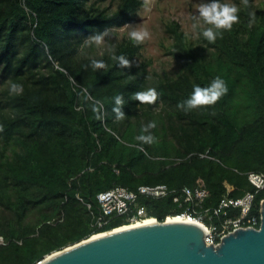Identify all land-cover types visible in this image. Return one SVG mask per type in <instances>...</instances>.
Returning <instances> with one entry per match:
<instances>
[{
    "label": "trees",
    "instance_id": "obj_1",
    "mask_svg": "<svg viewBox=\"0 0 264 264\" xmlns=\"http://www.w3.org/2000/svg\"><path fill=\"white\" fill-rule=\"evenodd\" d=\"M232 1L240 11L231 29L207 24L191 40L168 24L179 72L153 78L139 59L143 42L130 36L98 51L92 39L134 21L142 0H0V264H37L128 224L115 215L102 229L94 223L97 194L117 186L168 185L174 194L137 201L159 221L191 206L174 196L199 180L205 208L254 192L259 213L264 190L248 174H264V15L252 0ZM217 79L227 93L190 107L195 88ZM149 89L154 101L134 98Z\"/></svg>",
    "mask_w": 264,
    "mask_h": 264
},
{
    "label": "water",
    "instance_id": "obj_2",
    "mask_svg": "<svg viewBox=\"0 0 264 264\" xmlns=\"http://www.w3.org/2000/svg\"><path fill=\"white\" fill-rule=\"evenodd\" d=\"M260 214L258 229H239L217 246L197 223L155 220L94 234L37 264H264V200Z\"/></svg>",
    "mask_w": 264,
    "mask_h": 264
},
{
    "label": "built area",
    "instance_id": "obj_3",
    "mask_svg": "<svg viewBox=\"0 0 264 264\" xmlns=\"http://www.w3.org/2000/svg\"><path fill=\"white\" fill-rule=\"evenodd\" d=\"M205 158L215 159L209 152L199 154ZM117 171V170H116ZM118 172V171H117ZM249 181L256 187V192L264 190V174L249 173ZM166 184L141 185L136 190H129L122 186H117L97 194V201L100 208L99 215L96 216L95 226L104 228L109 222L111 216H127L126 225H139L145 223L148 219L157 220L155 217H149L144 207L138 206V198L145 196L147 198L160 199L174 194ZM210 192L202 180L195 189L184 187L180 193L174 196V201L191 203L182 213L170 218L181 219L201 225L206 231V242L215 246L219 245L221 240L239 229L255 228L258 229L261 224V208L259 213L255 210V193L246 192L243 196L235 198L225 196L218 206L214 208H205L204 203L209 197ZM89 210H92V203L86 202L82 197H78ZM182 199L184 201H182ZM263 201V200H262ZM4 237L0 235V245L6 244Z\"/></svg>",
    "mask_w": 264,
    "mask_h": 264
},
{
    "label": "rangeland",
    "instance_id": "obj_4",
    "mask_svg": "<svg viewBox=\"0 0 264 264\" xmlns=\"http://www.w3.org/2000/svg\"><path fill=\"white\" fill-rule=\"evenodd\" d=\"M102 5L116 6L117 0H99ZM213 0H142L136 18L129 24L111 30L104 38L95 42L97 50L106 48L110 41L115 42L130 37L135 30L147 31L149 35L143 41L139 59L146 60L153 78L158 75L176 76L179 64L170 54L172 38L167 32V25L177 22L191 40H196L197 27L207 24L199 16L198 8L210 4ZM220 4L238 7L232 0H216ZM253 12L264 15V0H252Z\"/></svg>",
    "mask_w": 264,
    "mask_h": 264
},
{
    "label": "clouds",
    "instance_id": "obj_5",
    "mask_svg": "<svg viewBox=\"0 0 264 264\" xmlns=\"http://www.w3.org/2000/svg\"><path fill=\"white\" fill-rule=\"evenodd\" d=\"M244 5L248 4V0H242ZM239 11L236 6L230 4H220L213 0L210 4H202L198 8L199 16L204 20L206 24L213 25L216 29H231L234 24L239 21ZM131 38L136 42H143L145 37L149 35L147 31L135 30L130 33ZM203 35L209 40L215 39L212 28H208L203 32ZM92 39L99 41L101 37L99 35L92 37ZM123 64H127V61L120 58ZM96 68H102L104 65L100 62L94 61ZM10 91L13 94L19 95L23 92V86L21 84L13 82L10 85ZM228 89L224 82L217 79L210 88L201 89L195 88L191 99L188 101L190 107H200L214 105L223 95L227 93ZM141 103L152 102L156 98V92L154 89H149L146 92L137 93L134 97ZM119 103V98H117Z\"/></svg>",
    "mask_w": 264,
    "mask_h": 264
},
{
    "label": "bare ground",
    "instance_id": "obj_6",
    "mask_svg": "<svg viewBox=\"0 0 264 264\" xmlns=\"http://www.w3.org/2000/svg\"><path fill=\"white\" fill-rule=\"evenodd\" d=\"M178 219H179V218H178ZM178 219H176V218H170L169 220H178ZM179 220H181V219H179ZM153 221H155V220H154V219H148L145 223H150V222H153ZM128 226H130V225H126V226L118 227V229L113 230V231H117V230H120V229H125V228H127ZM106 233H108V232H106ZM103 234H105V233H103ZM97 236H99V235H96L95 237H97ZM100 236H101V234H100Z\"/></svg>",
    "mask_w": 264,
    "mask_h": 264
},
{
    "label": "crops",
    "instance_id": "obj_7",
    "mask_svg": "<svg viewBox=\"0 0 264 264\" xmlns=\"http://www.w3.org/2000/svg\"><path fill=\"white\" fill-rule=\"evenodd\" d=\"M231 189V188H230Z\"/></svg>",
    "mask_w": 264,
    "mask_h": 264
}]
</instances>
